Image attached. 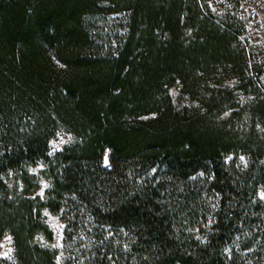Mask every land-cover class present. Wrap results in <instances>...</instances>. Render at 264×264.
Here are the masks:
<instances>
[{
    "label": "trees",
    "instance_id": "1",
    "mask_svg": "<svg viewBox=\"0 0 264 264\" xmlns=\"http://www.w3.org/2000/svg\"><path fill=\"white\" fill-rule=\"evenodd\" d=\"M223 1L0 0V264H57L45 209L87 264H264V59Z\"/></svg>",
    "mask_w": 264,
    "mask_h": 264
},
{
    "label": "rangeland",
    "instance_id": "2",
    "mask_svg": "<svg viewBox=\"0 0 264 264\" xmlns=\"http://www.w3.org/2000/svg\"><path fill=\"white\" fill-rule=\"evenodd\" d=\"M226 3V2H225ZM246 3V4H245ZM215 5L221 7L224 5L223 0H215ZM222 8V7H221ZM239 16L243 22L244 33L242 35V43L252 52L256 57L264 59V0H251L244 2V4L239 8ZM241 13V14H240ZM264 80V77H263ZM230 88H235L238 85L237 80H231L227 82ZM169 94L172 97L174 106L178 110H183L186 107L197 106L198 103L190 99L189 96L184 95L181 92L180 87H173L169 90ZM241 102H245L248 97L240 95ZM61 140L64 143H61ZM75 138L68 133L62 132L58 134L50 142V154L54 155L61 152L64 148L75 143ZM55 148V150H54ZM107 158L106 167L110 168L111 156L107 152L105 155ZM104 158V162H105ZM235 161L238 165H246L248 163L247 156L241 154L237 158L235 155H231L227 158V162ZM45 170V165L40 164L38 167L32 168L31 172L41 177V189L38 191L37 196L41 199L45 198L46 192L51 189V181L41 176V172ZM203 177V175H201ZM259 197L264 200V190H261ZM210 202L214 205L217 200L216 198H210ZM43 218L50 231L53 234V241L49 242L43 236H38L35 240L36 243L43 247H49L59 251V256L57 259V264H87L90 257H83L80 253V248L82 245H77L78 242H67L65 240V222L60 214H54L48 209L43 212ZM16 255V249L14 245L13 237L10 234L5 235L0 239V261H14ZM250 264V263H249Z\"/></svg>",
    "mask_w": 264,
    "mask_h": 264
},
{
    "label": "snow or ice",
    "instance_id": "3",
    "mask_svg": "<svg viewBox=\"0 0 264 264\" xmlns=\"http://www.w3.org/2000/svg\"><path fill=\"white\" fill-rule=\"evenodd\" d=\"M61 143H64V141L61 140ZM54 150H55V148H54ZM105 164H107V158H105ZM262 198H264V197H262Z\"/></svg>",
    "mask_w": 264,
    "mask_h": 264
}]
</instances>
